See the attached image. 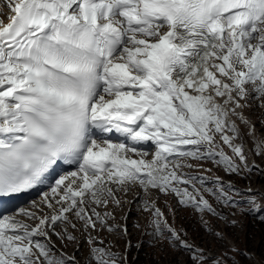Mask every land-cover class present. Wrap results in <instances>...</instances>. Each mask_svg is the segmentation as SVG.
<instances>
[{
  "label": "snow or ice",
  "instance_id": "obj_1",
  "mask_svg": "<svg viewBox=\"0 0 264 264\" xmlns=\"http://www.w3.org/2000/svg\"><path fill=\"white\" fill-rule=\"evenodd\" d=\"M257 109L264 125V0H0V264H129L145 244L187 257L173 264H264L225 231L264 224V192L201 174L264 175ZM133 204L135 245L117 217Z\"/></svg>",
  "mask_w": 264,
  "mask_h": 264
},
{
  "label": "rangeland",
  "instance_id": "obj_2",
  "mask_svg": "<svg viewBox=\"0 0 264 264\" xmlns=\"http://www.w3.org/2000/svg\"><path fill=\"white\" fill-rule=\"evenodd\" d=\"M246 115H250V118L253 120V122L256 124V127L258 129V134H264V125H261L260 118L262 116L261 110L257 109L255 110L254 114H249L246 112ZM242 127V126H241ZM243 130V128H242ZM247 147L249 150L254 151L256 145L251 141V139L247 138ZM225 151L231 155V152L226 148ZM250 163H255L258 165L261 169H264V158L257 157L254 155H250ZM203 168L205 169H211V172L208 173H201L205 175L206 177L214 178L215 176H221L224 180V182H231L234 187L246 190L249 187L253 191L259 190L260 192H264V175L256 174L255 172L248 176L247 178H240V177H232L229 178L226 176L221 169L217 168L215 165L211 163H205L203 165ZM128 199H131V197H128ZM211 199V197H209ZM261 204L262 211L257 214V217L259 215H264V199H261L258 201ZM169 203L173 204L175 206V201L170 200ZM159 206L165 211V214L168 216L169 223H172V216L168 213L167 207L164 204L163 198L160 200ZM129 208L131 211L129 212ZM219 210V209H218ZM225 214L229 213V209H223ZM235 211V210H231ZM129 215V219L127 220V226L131 233L130 239L132 243L135 245L137 241L143 239L147 241V237L142 235V232L137 230L133 227L134 223H140L141 226H143L146 223V217L142 216L140 213L137 212L136 205H127L125 207L124 212H118L117 217L118 219L125 214ZM207 219V217H206ZM229 219H233V217L229 216ZM235 219L242 220L243 221V230L237 228V229H225V231L228 232H235L236 233V241L239 248L242 250H247L249 253L259 256L261 253H264V224L260 223L258 218H252V217H235ZM219 224L220 228H224V225L222 223L213 221V225ZM175 227L182 228L186 230L189 234V237L191 239L197 240L199 243L203 239V226L200 223L199 216L196 214H193L190 211H179L176 214L175 217ZM106 235V234H105ZM111 241V243L117 245L115 248H113V251L123 253L124 252V242L123 241H117L112 239V237L107 236L106 243ZM203 246V245H202ZM161 247V245L157 244L155 248L147 246L145 244L141 247L140 251H137L135 247L132 248L131 253L129 254V264H173L174 261L177 259H184L186 260L187 257L183 256L182 253H177L175 255L169 253L167 257L162 256L158 249ZM71 251V249H69ZM82 255L80 256L81 259H83V255L87 254V249L83 248L81 249ZM237 260L240 261V264H251V261L244 260L241 257H236ZM228 264H231V261H228Z\"/></svg>",
  "mask_w": 264,
  "mask_h": 264
}]
</instances>
